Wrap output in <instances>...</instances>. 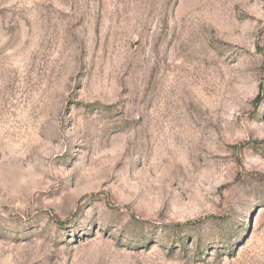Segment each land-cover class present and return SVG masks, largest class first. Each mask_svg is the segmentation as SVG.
Segmentation results:
<instances>
[{
  "label": "rangeland",
  "instance_id": "obj_1",
  "mask_svg": "<svg viewBox=\"0 0 264 264\" xmlns=\"http://www.w3.org/2000/svg\"><path fill=\"white\" fill-rule=\"evenodd\" d=\"M0 264H264V0H0Z\"/></svg>",
  "mask_w": 264,
  "mask_h": 264
}]
</instances>
